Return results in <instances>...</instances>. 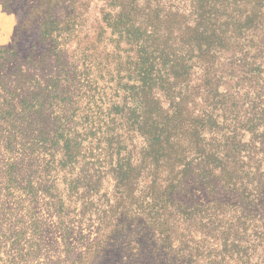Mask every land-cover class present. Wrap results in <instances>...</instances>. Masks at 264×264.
<instances>
[{
	"label": "rangeland",
	"instance_id": "obj_1",
	"mask_svg": "<svg viewBox=\"0 0 264 264\" xmlns=\"http://www.w3.org/2000/svg\"><path fill=\"white\" fill-rule=\"evenodd\" d=\"M3 5L16 28L0 45V264H264L263 50L240 206L217 233L218 222L200 223L195 198L129 159L143 139L112 106L136 56L104 22L106 1ZM118 159L142 168L131 186L115 177Z\"/></svg>",
	"mask_w": 264,
	"mask_h": 264
},
{
	"label": "trees",
	"instance_id": "obj_2",
	"mask_svg": "<svg viewBox=\"0 0 264 264\" xmlns=\"http://www.w3.org/2000/svg\"><path fill=\"white\" fill-rule=\"evenodd\" d=\"M105 1L104 22L136 56L133 82L118 84L116 92L124 94L112 106L114 118L125 119L128 130L143 139L140 157L129 159L195 198L192 209L200 223L218 222L209 228L221 233L224 217L240 206L242 153L258 127L264 0ZM122 161L115 177L131 186L142 168L129 163L122 170ZM253 169L249 164L246 171L251 185ZM224 241L220 234L219 244Z\"/></svg>",
	"mask_w": 264,
	"mask_h": 264
},
{
	"label": "crops",
	"instance_id": "obj_3",
	"mask_svg": "<svg viewBox=\"0 0 264 264\" xmlns=\"http://www.w3.org/2000/svg\"><path fill=\"white\" fill-rule=\"evenodd\" d=\"M15 28V17L5 12L3 0H0V45L6 43Z\"/></svg>",
	"mask_w": 264,
	"mask_h": 264
}]
</instances>
